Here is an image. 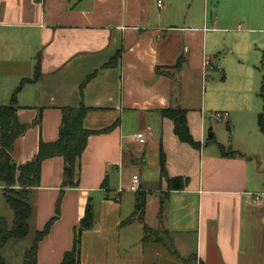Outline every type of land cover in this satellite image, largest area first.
I'll return each mask as SVG.
<instances>
[{
  "label": "crops",
  "instance_id": "crops-1",
  "mask_svg": "<svg viewBox=\"0 0 264 264\" xmlns=\"http://www.w3.org/2000/svg\"><path fill=\"white\" fill-rule=\"evenodd\" d=\"M156 1L0 0V105L33 77L37 59L40 67V78L16 94L17 120L28 128L13 145L15 164L29 162L40 141L57 140L64 107L84 105L83 126L104 130L87 139L76 187L65 185L61 157L42 162L29 235L54 216L59 197L60 212L38 244V264H60L89 203L92 225L82 231L79 264H264V202L253 198L264 193L259 107L237 123L233 117L232 137L230 128L228 138L216 141L198 86L216 68L208 24L218 22V10L248 11L249 22L264 32V0H162L161 7ZM168 108L186 111L199 148L177 138L172 120L160 114ZM222 109L230 119L232 109ZM140 133L143 143L136 140ZM219 145L234 153L222 155ZM132 176L139 178L137 192L129 190ZM174 177L185 179L179 190L168 189ZM2 189L0 183L4 199ZM140 209L144 223L159 230V242L142 241L137 219L122 224Z\"/></svg>",
  "mask_w": 264,
  "mask_h": 264
},
{
  "label": "trees",
  "instance_id": "trees-1",
  "mask_svg": "<svg viewBox=\"0 0 264 264\" xmlns=\"http://www.w3.org/2000/svg\"><path fill=\"white\" fill-rule=\"evenodd\" d=\"M40 78L39 60H36L34 73L31 79H23L16 90L12 93L10 102L0 105V183L3 185L2 194L9 206L13 218L11 224L6 218L0 216V264H7L1 255L4 246L10 240L25 239L30 234V220L33 216V206L30 202L32 189L39 185L42 162L51 157H61L64 162L65 176L70 170L71 178L65 185L76 187L73 181L74 174L79 170V160L86 147L90 135L103 132L104 130L92 131L83 126V120L87 112L84 105L78 107L62 108V117L59 125L58 138L54 142L44 143L40 141L37 153L27 163L15 164L11 158L13 145L28 125L21 124L17 120L19 106L16 102L17 92L29 81ZM162 117L173 122V131L177 138L194 148H199L189 133L186 120V111L180 108H168L160 111ZM33 124H39L35 120ZM257 125L264 136V109L257 115ZM229 129V128H228ZM213 136V135H212ZM222 155L227 156L234 152L219 145ZM159 170L161 177H166L165 157L162 149L159 151ZM168 189L179 190L183 187L185 179L174 177L167 180ZM104 186V183H103ZM137 201L142 207L143 197L137 195ZM60 197L56 202L55 214L47 221L41 231L34 232L32 242L23 252L21 264H38L37 249L39 242L48 234L52 223L58 218ZM160 217V215H159ZM137 219L143 226V242H159L158 230L150 228L143 221V212L140 209L129 215L122 224H127ZM92 225V206L87 204L79 224L74 228V240L72 249L64 253L60 264H79L80 243L82 231Z\"/></svg>",
  "mask_w": 264,
  "mask_h": 264
},
{
  "label": "rangeland",
  "instance_id": "rangeland-1",
  "mask_svg": "<svg viewBox=\"0 0 264 264\" xmlns=\"http://www.w3.org/2000/svg\"><path fill=\"white\" fill-rule=\"evenodd\" d=\"M223 8L218 10V22L212 26L208 24L209 29H214L209 30L208 37L216 40L215 52L211 55L216 68L208 71V76L200 79L198 84L201 90L200 95L204 98V112H206L207 122L211 124V132H216V141L217 139L228 138L230 128L232 129L230 137H232L235 130L234 122H239L241 113L253 106H256L257 109L259 107L258 113L264 109V32L260 30V27L249 22L250 13L248 11L242 13L247 18L245 21L241 13L232 15L231 9L226 6ZM208 16L210 20V16H214V13L211 14L209 11ZM189 88L196 89L195 83L189 85ZM222 107L232 109L230 119L223 115L224 109ZM217 113L223 116L220 121L215 118ZM209 145L215 146L213 143ZM134 167L137 166L128 168ZM146 171L150 175L151 167L146 166ZM136 172H138L137 169L126 171L127 180L130 179L132 173ZM132 195L135 199L134 194ZM155 196L153 194L148 199L149 221L154 216L152 204L155 202ZM0 216L6 218L11 224L13 214L1 196ZM158 233H160L159 230ZM31 242L32 235L21 240L12 239L4 246L1 255L8 264H21L23 249L28 248Z\"/></svg>",
  "mask_w": 264,
  "mask_h": 264
},
{
  "label": "built area",
  "instance_id": "built-area-1",
  "mask_svg": "<svg viewBox=\"0 0 264 264\" xmlns=\"http://www.w3.org/2000/svg\"><path fill=\"white\" fill-rule=\"evenodd\" d=\"M156 4H157L158 7H161L162 4H163V1L162 0H157ZM208 65H210V64L208 63ZM223 115L227 116V113H223ZM222 117H223L222 114H219V113H217L215 115V118L218 121H220ZM136 140L139 143H143L144 142L143 134H141V133L137 134L136 135ZM139 186H140L139 178L137 176H132L131 181H130L129 190L133 191V192H137L139 190ZM253 198H254L256 203L261 204L262 202H264V193L263 194H255L253 196Z\"/></svg>",
  "mask_w": 264,
  "mask_h": 264
},
{
  "label": "water",
  "instance_id": "water-1",
  "mask_svg": "<svg viewBox=\"0 0 264 264\" xmlns=\"http://www.w3.org/2000/svg\"><path fill=\"white\" fill-rule=\"evenodd\" d=\"M208 136L211 137L212 134L211 133H208ZM70 178H71V173H70V170H68L67 180H70Z\"/></svg>",
  "mask_w": 264,
  "mask_h": 264
}]
</instances>
